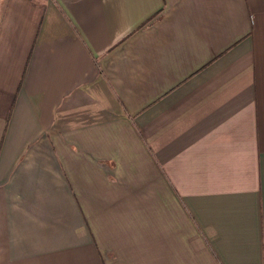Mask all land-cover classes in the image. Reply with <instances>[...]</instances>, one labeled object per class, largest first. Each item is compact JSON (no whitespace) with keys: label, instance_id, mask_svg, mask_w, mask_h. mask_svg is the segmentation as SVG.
I'll use <instances>...</instances> for the list:
<instances>
[{"label":"crops","instance_id":"obj_1","mask_svg":"<svg viewBox=\"0 0 264 264\" xmlns=\"http://www.w3.org/2000/svg\"><path fill=\"white\" fill-rule=\"evenodd\" d=\"M0 264H264V0H0Z\"/></svg>","mask_w":264,"mask_h":264}]
</instances>
